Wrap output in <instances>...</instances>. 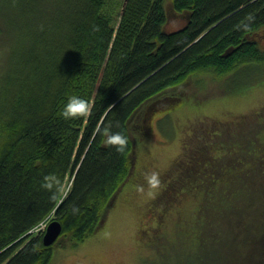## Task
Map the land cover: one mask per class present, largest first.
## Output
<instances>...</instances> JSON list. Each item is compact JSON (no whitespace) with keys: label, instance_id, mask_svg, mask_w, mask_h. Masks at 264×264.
I'll return each mask as SVG.
<instances>
[{"label":"trees","instance_id":"16d2710c","mask_svg":"<svg viewBox=\"0 0 264 264\" xmlns=\"http://www.w3.org/2000/svg\"><path fill=\"white\" fill-rule=\"evenodd\" d=\"M3 25L11 29L14 55L0 77V264H49L54 244H44V229L36 231L44 221H60L58 240L72 246L103 224L132 173L133 136L143 132L149 103L168 98L173 108L182 98L166 90L208 74L220 82L215 95L235 94L264 77V0H0V35ZM73 93L85 97L91 109L65 120L60 110ZM105 127L125 132L124 152L105 144ZM224 146L226 152L221 148L216 156L217 150L201 149L197 169L190 165L191 173L177 186L178 192L184 185L203 187L190 224L183 219L177 224L181 240H188V264H230L228 256L215 252L205 261L212 246L226 242L221 231H213L212 215L234 210L240 193H249L245 170L220 175L231 165L225 159L229 145ZM213 161L214 176L205 174ZM52 173L63 186L56 199L42 187ZM258 187L249 189L248 201ZM257 202L264 215L259 206L264 201ZM203 206L205 218L198 223ZM233 216L237 222L229 221ZM228 217L231 226L249 224L242 209ZM168 257L159 253L158 260L182 264ZM251 258L238 264H264V255Z\"/></svg>","mask_w":264,"mask_h":264},{"label":"rangeland","instance_id":"374dc122","mask_svg":"<svg viewBox=\"0 0 264 264\" xmlns=\"http://www.w3.org/2000/svg\"><path fill=\"white\" fill-rule=\"evenodd\" d=\"M262 33L261 43L264 44L263 30ZM12 37L11 29L3 25L0 35V77L3 69H9L13 62ZM7 45H11L10 48ZM219 85L220 82L208 74L194 75L165 91L182 95L173 108H169L168 98L166 101L148 102L151 107L141 127L143 132L140 138L138 133L137 138L133 136L134 167L123 189L116 195L115 206L107 212L103 224L83 242L72 246L68 239L60 238L54 244L49 264H161L159 253L188 264V240H181L183 234L180 235L177 224L181 219L190 224V219L201 206L200 191L203 187L184 185V191L178 192L177 186L182 178L188 177L193 167L197 169L201 149L217 150L216 156L222 152L221 148L222 154L226 152L224 145H229L225 159L231 165L222 168L220 175L245 170L249 181L244 183L245 186L249 184L245 192L249 193L244 197L240 193L241 200L235 199L234 210L224 208V215H212L213 231L217 234L221 231V238L226 242L212 246L205 261L209 263L214 252L222 254L224 259L228 256L230 264H238V259L245 262L250 257L251 261L261 259L264 255L261 241L264 215L259 213L257 200L264 201V191H261L264 188V77L252 88L235 94L215 95L220 89ZM139 119L135 117L131 124ZM1 130L0 142L3 139ZM135 130L133 128L132 135ZM247 144L250 150L245 155L243 150ZM219 145L220 149L217 148ZM216 168L217 162L213 161L212 170L208 164L204 173L214 176ZM151 170L159 172V186L151 194L147 187L144 192H138L136 186L146 185L144 173ZM255 186H259L257 196L248 201L252 194L249 189ZM259 206L263 211L264 203H259ZM209 207L210 199L205 208ZM205 208L203 206L197 212L198 223L205 218ZM241 209L248 226L237 227L236 223L233 227L226 222L230 213H238ZM220 219H223L221 224L218 222ZM230 219L237 222L234 216ZM40 230L39 225L36 231Z\"/></svg>","mask_w":264,"mask_h":264},{"label":"clouds","instance_id":"9594fccd","mask_svg":"<svg viewBox=\"0 0 264 264\" xmlns=\"http://www.w3.org/2000/svg\"><path fill=\"white\" fill-rule=\"evenodd\" d=\"M91 109V104L89 101L78 94L68 95L66 102L60 110V115L65 120H72L79 118L80 116L88 113ZM101 135L104 137V142L106 145L115 146L118 152H124L127 146L128 137L123 130L113 131L110 127H105L101 131ZM145 184H138L136 189L138 192H144L145 187H147L149 194H151L153 189H156L160 184V175L156 170L147 171L144 173ZM42 187L50 190L52 192V198L56 199L58 195L63 192V186L59 177L52 173L45 175L42 181ZM78 211L77 207L73 208V212Z\"/></svg>","mask_w":264,"mask_h":264},{"label":"water","instance_id":"95a60500","mask_svg":"<svg viewBox=\"0 0 264 264\" xmlns=\"http://www.w3.org/2000/svg\"><path fill=\"white\" fill-rule=\"evenodd\" d=\"M62 224L60 221L51 220L43 233V242L45 245L50 246L58 241V238L62 232Z\"/></svg>","mask_w":264,"mask_h":264},{"label":"built area","instance_id":"2783aa9c","mask_svg":"<svg viewBox=\"0 0 264 264\" xmlns=\"http://www.w3.org/2000/svg\"><path fill=\"white\" fill-rule=\"evenodd\" d=\"M41 228L44 229L47 226V223L44 221L40 224Z\"/></svg>","mask_w":264,"mask_h":264}]
</instances>
